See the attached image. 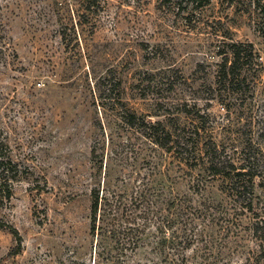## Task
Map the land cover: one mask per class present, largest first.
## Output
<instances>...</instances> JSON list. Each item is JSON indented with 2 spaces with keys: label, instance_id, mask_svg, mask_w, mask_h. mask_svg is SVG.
I'll return each mask as SVG.
<instances>
[{
  "label": "rangeland",
  "instance_id": "rangeland-1",
  "mask_svg": "<svg viewBox=\"0 0 264 264\" xmlns=\"http://www.w3.org/2000/svg\"><path fill=\"white\" fill-rule=\"evenodd\" d=\"M84 3L0 0V134L28 172L0 203V264H103L89 235L97 185L179 199L164 209L165 238L156 243L151 229L123 264H255V217L234 207L225 181L124 118L198 124L177 112L185 106L205 115L204 138L234 146L235 159L258 143L253 204L263 213L264 0H211L191 12L101 0L88 17ZM232 42L252 43L262 65L238 85L217 72Z\"/></svg>",
  "mask_w": 264,
  "mask_h": 264
},
{
  "label": "trees",
  "instance_id": "trees-1",
  "mask_svg": "<svg viewBox=\"0 0 264 264\" xmlns=\"http://www.w3.org/2000/svg\"><path fill=\"white\" fill-rule=\"evenodd\" d=\"M210 1L160 0V4L168 8L175 7L180 12H191L204 8ZM222 1L229 3L233 0ZM101 8V0H85L86 17ZM227 47L231 54L230 59L227 60V55H225L217 71L218 79L222 82L238 85L246 82L252 71L255 73L260 71L262 67L260 56L252 43L232 42ZM176 104L183 105L179 102ZM177 112L190 114L198 121V124L185 127L176 122H170V119L166 123L152 122L147 119H141L138 122L139 120L133 113H129L124 119L129 126H137L152 143L174 154L189 167L201 166L208 176L220 177L225 181L223 191L236 203L234 207H238L239 211L249 212L252 217H255L249 230L259 249L255 264H261L260 261L264 260V212L257 211L258 209L253 204L254 187L258 180L263 179L257 154L260 145L254 143V150L250 148L248 154L246 147L243 146L235 159L229 150V145L234 146L219 144L212 137L204 138L208 133L202 126L205 122V115L197 109L191 110L185 106L178 108ZM92 153H94L93 149ZM27 173L25 167L13 160L11 150L0 134V203L10 201L14 185ZM178 200L177 198H166L154 192L147 193L143 189L125 192L101 189L99 185L92 187L90 190L89 235L94 243V260L100 259L103 264L125 263L126 258L138 248L143 235L152 234L151 229L156 237L155 242H160L168 232L165 225L167 215L164 209L174 207ZM225 213L226 219L233 217V214ZM8 229L14 235L19 247L21 238L18 231L12 226H8ZM174 233L175 231L172 230V234Z\"/></svg>",
  "mask_w": 264,
  "mask_h": 264
}]
</instances>
